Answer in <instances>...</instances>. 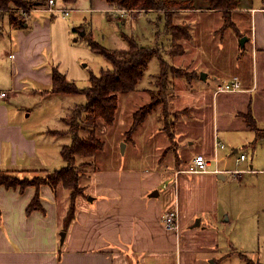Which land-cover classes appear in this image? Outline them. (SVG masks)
I'll list each match as a JSON object with an SVG mask.
<instances>
[{
  "label": "crops",
  "instance_id": "crops-1",
  "mask_svg": "<svg viewBox=\"0 0 264 264\" xmlns=\"http://www.w3.org/2000/svg\"><path fill=\"white\" fill-rule=\"evenodd\" d=\"M80 1L67 4L54 0L56 8L71 9ZM194 1V9L184 10L192 13L188 23L192 36L182 41L194 43L193 50L173 56L186 58L191 77L176 78L173 85L175 101L183 102L178 110L188 109L192 113L176 118L177 137H187L190 146L201 140V149L182 163L178 143L169 163L160 162L152 170H97L85 189L86 196L92 200L78 202L67 228L63 223L69 204L67 192L58 201L48 185H41L38 196L42 210L28 212L27 207L36 194L34 186L22 190L0 186V264H133L134 259L147 255L175 257L176 264H181L178 232L196 217L199 224L194 227L201 226L198 215L201 213L195 212L203 206L191 204L189 210L193 213L182 214L180 206L172 202L176 181L179 200L182 196L192 203L196 195L197 203L207 204L204 209L210 211V221L203 229L212 235H217L218 226L238 236L257 230L264 233V138L256 140L255 131L247 125L248 121L252 122L257 130L264 131V0H236L238 5L230 14L229 26L219 34L223 15L210 11L204 0ZM44 7L24 16L26 22L21 27H13L11 16L14 15L0 12V94L5 93L0 96V172L14 173L20 178L39 170L55 171L54 166L63 161L60 150L64 145L58 137L67 135L55 133L64 130L52 127L53 122L46 119L43 109V105L54 103L58 95L50 91L51 72L56 67L48 56L55 35L52 18L59 14ZM179 13L182 11L173 17V24L184 25L188 18ZM141 14L164 16L154 11ZM204 16H214L211 23L201 19L208 23L207 27L195 23ZM165 34L167 43H171L169 33L165 31ZM241 38H245L243 45ZM205 42V47L213 44L217 50L201 49L200 44ZM150 46L156 51L164 48L158 44ZM201 73L205 74L204 80ZM231 78L241 83V91L213 94L217 82ZM71 108V105L67 107L68 112ZM64 119L61 117L60 125ZM195 128L200 134L192 132ZM216 142L225 147L215 148ZM226 145L232 147L230 156L225 151ZM238 148L242 149L236 156ZM198 153L212 159L216 155L210 172L191 174L195 177L176 173L186 169ZM241 154L245 159L236 163ZM230 159L235 167L228 163L229 169H223ZM153 191H157L156 197L150 196ZM175 208L179 218L177 232L166 230L161 222L163 212ZM62 231L65 238L61 246ZM259 243L258 240V246ZM242 244L240 240V250H250L243 249L250 247ZM230 247L233 250L226 255L235 252V247Z\"/></svg>",
  "mask_w": 264,
  "mask_h": 264
},
{
  "label": "rangeland",
  "instance_id": "rangeland-1",
  "mask_svg": "<svg viewBox=\"0 0 264 264\" xmlns=\"http://www.w3.org/2000/svg\"><path fill=\"white\" fill-rule=\"evenodd\" d=\"M101 1V0H99ZM184 3H192V7L196 5L195 1L192 0H180ZM96 0H82L77 2L73 9H69L68 15L63 17L62 13L55 14L56 17L52 18L55 22L54 33L52 36L53 49L48 56L49 62L58 69V71L66 78L73 82L78 89H84L89 86L90 74L97 75L101 69L109 68V63L104 57L99 54H95L91 51L90 45L86 40L88 37L82 36L83 32L90 34L93 41L99 43L105 48L115 50L126 48V41L123 40L122 35L132 37L140 46L152 47L151 44L159 45L161 48L157 49V56L153 57L144 71V75L139 85L137 86L136 92L131 94H124L118 97V109L116 111V117L113 125L107 127L100 123L97 133L104 143L103 150L99 152L92 159H75L71 163V167L79 172L82 177L79 181V196L76 198V205L85 203L90 196H86L85 189L89 186L92 176L97 170H108L112 168H141V169H153L161 162L162 165L169 163L172 158V154L176 152V147L179 143V159L182 163H186V158L201 149V140L190 146L188 138L185 136L177 137V127L175 118L173 115L179 112L180 105L183 102L175 101V86L174 81L176 78H183L189 76L188 68H186L187 60L185 57H173L171 43H167V36L165 34L166 25L164 17H159L156 14H141V13H128V12H113L114 8H109L106 3L104 7L101 2L95 3ZM197 2V1H196ZM97 4L98 6H96ZM46 5V4H45ZM44 8H47L46 6ZM43 8V9H44ZM191 10V9H184ZM182 11L183 18H188L184 24H188L191 18L190 11ZM178 13V11H176ZM23 12L17 9L8 10V14L14 16H21ZM176 13V14H177ZM24 14V13H23ZM27 16V14H26ZM201 19H207L208 23L213 22L214 16H204L195 20V23L202 27H207L208 23ZM217 19V18H216ZM182 23V22H181ZM221 28L217 30V34ZM83 31V32H82ZM206 33V31H205ZM218 38V35L217 37ZM156 39L159 41L156 43ZM197 34L195 35V40ZM155 41V42H154ZM194 44V43H192ZM191 41L188 43L182 42L183 48L189 52L193 50ZM205 43L200 44V48L205 51H215L213 44L206 46ZM210 44V43H209ZM217 45V44H216ZM222 48H220L221 50ZM226 49L230 50L227 46ZM225 52V50H221ZM165 53V54H164ZM162 55V56H161ZM165 60L167 71V99L170 97L168 102L167 110V121L162 117L161 105L157 107V111L150 114L146 120L137 128L131 132L133 124V114L139 110L140 106L150 100L151 93L155 94L158 90L159 80L155 77L160 72L159 59ZM187 72V74H186ZM154 75V76H153ZM172 94V95H171ZM64 96V97H58ZM54 103L43 105V109L47 113V120L53 122L52 127L63 129V133L68 132V123L74 120L73 107L85 104V98L81 94H58L56 95ZM61 98V99H60ZM180 101V100H179ZM72 106L68 112L67 107ZM178 107V108H177ZM187 114L190 116L192 113ZM61 117H65L66 122L61 124ZM84 118V117H83ZM80 127L83 126L82 122L79 123ZM193 133L200 134L197 128L193 129ZM174 134V135H172ZM79 135L82 137L84 133L79 131ZM173 136V138L170 137ZM58 140L62 141V145H68L71 142V135L67 134L65 137H58ZM60 143V142H59ZM123 144V145H122ZM232 147L226 145L227 156H230V149ZM238 154L242 148H238ZM248 152V151H247ZM250 155H251V151ZM234 159V158H233ZM230 159L226 162L223 169L234 168V160ZM61 164L54 166L53 170H60L65 167V163L60 161ZM180 162V163H181ZM49 172L45 170H39L28 174L27 179L42 181L48 177ZM182 176L195 177L191 174H182ZM176 185V195H174L173 203L181 208L182 214L185 212L193 213L189 207L201 205L203 206L200 211H196L201 219V226L194 227L199 219L196 217L195 220L189 221L184 228L181 226L178 232V246L177 252L179 253L181 264H209V261L215 259V264H244L239 253L244 254L247 259H251L253 262L264 264V233L262 231H254L255 229L250 228L253 233H245L240 236L232 235L227 229H222L218 226V233L216 236L212 235L208 231L204 230V226H208L210 221V211L204 209L207 204L197 203L198 198L196 195L193 196L194 200L192 203L187 202L185 197L178 196L179 183ZM35 187V186H34ZM161 191V190H160ZM65 192L68 193L61 185L56 188L55 195L58 201H61L65 197ZM192 204V206H191ZM224 209V203H221V209ZM243 241V249H250L249 251L240 250L238 244L239 241ZM258 240L260 241L258 246ZM62 246V244H60ZM235 252L229 251L233 250ZM211 255V257H208ZM133 264H176L175 257H161L155 258L151 256L138 257L134 259Z\"/></svg>",
  "mask_w": 264,
  "mask_h": 264
},
{
  "label": "trees",
  "instance_id": "trees-1",
  "mask_svg": "<svg viewBox=\"0 0 264 264\" xmlns=\"http://www.w3.org/2000/svg\"><path fill=\"white\" fill-rule=\"evenodd\" d=\"M106 4L115 10H121L128 13H141L154 11L163 14L165 19L166 31L171 38L172 52L171 55H179L185 52L182 41L191 39L190 25L173 24V17L176 11L184 9H194L192 3H184L180 0H103ZM208 4L210 11L220 12L223 15V29L229 26L230 14L237 8L236 0H204ZM47 0H0V12L7 13L11 9H21L24 14H28L32 10L44 7ZM67 4H74L76 0H62ZM22 16H11L13 27H21L26 21ZM83 32V31H82ZM82 36L88 37L91 51L99 54L109 63V68L101 69L99 74H90L89 86L84 89H78L75 84L69 81L66 76L53 68L51 72L52 85L50 91L57 94H81L85 98V104L74 106V120L67 125L68 132H55L57 134L71 135V142L64 145L60 150V156L65 163V167L49 172L46 179L38 181L36 179L28 180L27 177H18L14 173L0 172V186L6 188L24 189L27 186H35L36 194L30 201L27 211L42 210L38 189L41 185H48L54 192L58 185H61L68 191L69 204L66 214L63 218L64 227L67 228L72 221L76 210V198L79 196V181L82 175L71 167V163L75 159H92L103 150L104 143L97 133L99 124L102 123L107 127H111L115 121L116 111L118 109V97L124 94L136 92L137 86L143 78L144 71L147 69L149 61L157 56V52L153 47L140 46L132 37L125 34L122 35L126 41V48L111 50L103 47L99 43L92 40L90 34L83 32ZM158 57V56H157ZM159 58V57H158ZM165 60L159 59L160 72L156 74L158 82L157 93H151L150 100L140 106L133 114V124L131 132L137 126L141 125L146 118L157 111V107L161 105L162 117L167 121L168 102L167 99V71H165ZM187 74V72H186ZM188 77H191L189 74ZM172 95V94H171ZM187 110V109H186ZM187 111L180 110L173 117L178 118ZM84 117V118H83ZM247 118V117H246ZM66 120H64V123ZM83 126L80 127L79 123ZM249 128L255 131L256 140L264 138V131L257 130L252 122H247ZM79 131L84 133L82 137ZM174 135V134H172ZM170 135L171 138L173 136ZM244 264H260L253 262L251 259L239 253Z\"/></svg>",
  "mask_w": 264,
  "mask_h": 264
},
{
  "label": "built area",
  "instance_id": "built-area-1",
  "mask_svg": "<svg viewBox=\"0 0 264 264\" xmlns=\"http://www.w3.org/2000/svg\"><path fill=\"white\" fill-rule=\"evenodd\" d=\"M71 8H56L54 0H47V9L46 11L51 13H62L63 17L67 16L69 10ZM21 10V9H18ZM120 12H124L121 10H116ZM21 12H23L21 10ZM24 13V12H23ZM22 13V14H23ZM23 16H26V14H23ZM12 57V56H11ZM241 91V83L234 78L222 80L216 83L213 89V94H221V93H234ZM5 93H1L0 96H4ZM225 146L221 143H215V148L223 149ZM216 159V155L214 154L213 159L210 157H206L205 155L198 153L196 154L191 163L187 166L186 169L177 171V174L184 173V174H204L209 171V167L213 160ZM245 159V155L241 154L239 158L236 160V163H239ZM213 172H218L217 170H214ZM230 174H234L235 171H225ZM178 210L171 209V210H165L161 216V222L163 227L168 231L177 232L178 231Z\"/></svg>",
  "mask_w": 264,
  "mask_h": 264
},
{
  "label": "water",
  "instance_id": "water-1",
  "mask_svg": "<svg viewBox=\"0 0 264 264\" xmlns=\"http://www.w3.org/2000/svg\"><path fill=\"white\" fill-rule=\"evenodd\" d=\"M244 41H245V38H241L240 39V44L243 45ZM200 77H201L202 80H204L205 79V74L204 73H201L200 74ZM157 195H158L157 191H153L150 196L156 197ZM91 200H92L91 198H88V201H91ZM198 224H199V221H197L196 225H198ZM59 237H60L59 238V243L62 244L63 241H64V238H65V232H63V231L60 232ZM209 264H215V263H214L213 260H210L209 261Z\"/></svg>",
  "mask_w": 264,
  "mask_h": 264
}]
</instances>
